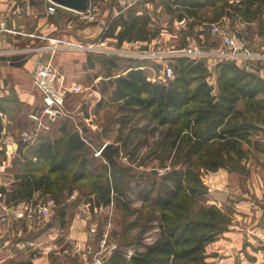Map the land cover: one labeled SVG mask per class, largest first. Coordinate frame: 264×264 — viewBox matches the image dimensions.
<instances>
[{"label": "trees", "instance_id": "1", "mask_svg": "<svg viewBox=\"0 0 264 264\" xmlns=\"http://www.w3.org/2000/svg\"><path fill=\"white\" fill-rule=\"evenodd\" d=\"M161 4L172 20H187L189 29L209 27L227 17L240 20L246 31L254 27V34L264 35V0H161ZM139 5L112 17L102 38H114L118 46L155 38L152 17L141 13ZM240 36L249 41L244 30ZM125 60L128 65L121 67L125 73L111 81L114 92L125 106H138L151 121L167 128L159 166L168 170L159 177L152 172L157 178L150 180L153 204L159 209V238L128 258L117 250L106 264H211L206 262L205 246L223 234L229 217L214 204H198L208 194L202 176L221 168L249 174L246 162L264 150L255 138L264 132V78L234 61L222 60L215 66V88L208 81L210 72L204 61L180 57L171 63L174 78L158 83L146 73L150 62ZM60 131L59 137L44 138L35 146L34 159L25 158L21 179L5 192L8 206L29 200L37 192L62 203L65 195L91 176L87 188L95 193L97 203L111 201V174L121 167L101 164L92 168L85 137L67 121ZM64 206L59 207L60 219L66 213Z\"/></svg>", "mask_w": 264, "mask_h": 264}, {"label": "rangeland", "instance_id": "2", "mask_svg": "<svg viewBox=\"0 0 264 264\" xmlns=\"http://www.w3.org/2000/svg\"><path fill=\"white\" fill-rule=\"evenodd\" d=\"M26 2H29V5L36 8L38 14H41L42 17L54 18L53 16H46L44 14V3L42 1L26 0ZM98 4V11L96 14H99V8L102 6L100 17L106 18L107 23L108 20L118 16L120 13L117 12L118 9L113 0H100ZM137 4H140L138 10H142V12L140 11L141 13H147L152 17L153 25L150 28L152 30L156 29L157 31L158 35L150 42L135 41L127 42V45L122 43L118 46L116 39L114 41L106 38L101 40L103 32L99 36V39H94V37L90 38V35L80 39L85 42L95 40L94 43L98 44L104 42L105 44L99 47L103 50H108L105 52H96L91 49L63 52L62 50H69V48L66 47L68 43L66 41L64 43L57 42L60 50L56 55L57 61L55 65L57 67L55 68L57 72L65 76L68 81H75V84H80L82 91L79 93H68L63 104L58 106L59 108H56L55 114H62L63 112L65 119H62L67 121L69 125H72L71 128L73 130L76 129L85 137L84 140L91 148L90 158L93 162L92 168L101 164L109 165V168H112V166L121 168L119 172L113 175L111 174L114 188L111 190V201L108 204L102 202L97 203L95 193H92L87 188L89 182L92 180L91 176L87 181L77 184L78 186L76 185L70 194L68 193L67 196L65 195V200H63L62 203H65L64 207L66 213L61 219L59 216V207L62 206V203L58 204L49 194H41L40 192L35 193L29 200H23L16 205H12V208L14 211L16 207L24 205L26 208L29 205L36 206L52 200L54 206L52 208L50 206V213H48L47 216H33L31 219H17L13 217V211L11 213L9 212L11 207L5 209V212L0 215V221L6 224V226L17 224L20 225V227L26 226L31 229L34 227L35 230L43 226L40 231L44 232L46 229H49L47 233L53 231L51 242L55 247H52L53 249L49 252V258H47L48 264H61L63 262L65 264H82L81 259L74 257L71 253V245L64 239L76 215L84 219L85 224L82 229L88 236V240H86V245L84 246L85 248L80 251V254L85 255L86 261L83 264H93L96 260L100 261V264H106L109 257L117 250L123 252L128 258L135 251H144L148 244L159 238V209L156 211L155 205L153 204L152 198L155 194L151 192L150 180L153 179L152 177L157 178V173L159 177L168 170L159 166V156L163 154L167 128L151 121L147 114L138 106H125L123 100L114 92V86L111 81L115 76L125 73L124 71H120L123 69L121 67L128 65L125 58L133 59V57L121 56L116 52H110V50L129 51V53L138 52V55L140 54L139 52L144 50L147 55L156 53L158 50H162L165 53L172 50L180 51L188 48H195L202 51L207 49L216 50L221 47V39L216 38V40H212L208 34L209 27H205L204 24L189 29L188 21L186 20L182 21V25H177L176 21L172 20L171 16L164 11L161 0H144ZM59 15L61 16L60 18H71V16H67V13H65L63 9L59 11ZM76 20L77 19L73 22ZM218 22H221V25L226 29L232 28V26L238 24L241 28L240 32L244 30V34L249 40L247 43L254 51H257L258 47L264 43L263 40L257 37L259 36L258 34H254V27L246 31V26L238 19L225 17ZM73 25H70L72 27H67V31H64V27L61 29L57 28V32L54 36H60L58 33L61 32H72ZM80 25H84L85 28L87 22L80 23L77 28ZM74 33H77L76 29ZM260 36L264 37V35ZM42 42V45H44L48 40L43 39ZM40 45L38 41L32 44V46ZM84 45L89 46V44ZM151 58L152 57H147L146 59L138 58V60L150 62L152 66L146 69L147 75L153 81L155 79L158 83H164V81L159 82L161 70L158 67V62H154V59ZM175 59H172L171 63H173ZM216 64L209 63L208 67L210 72L208 81L215 88ZM64 81L66 85H68V81L66 82L65 79ZM55 107L56 106H54V110ZM46 115L51 119L54 118L51 116L52 114ZM67 115L70 117L67 118ZM58 122L59 119L50 126L49 132L52 137L44 136L41 138L42 140L44 138H56L55 134L58 132ZM48 129L46 128V130ZM43 130L45 129L43 128ZM37 136H40L38 132L37 135H34L33 132H25L22 134L21 139L23 141L33 142L34 138L35 140L38 138ZM255 138L260 140L264 146V132L259 131L255 135ZM105 142L111 143L115 148L114 163L107 161L100 153V149ZM263 155L264 150L256 152L254 158L252 157L246 162L249 168V174L240 175V185L249 183V185L252 186L253 180L255 179L253 172H255L257 167L259 170H264ZM152 172H155L156 175ZM211 173L213 172H205L202 176L203 182L208 188V194L204 198H201L198 204L201 206L214 204L227 214L229 221L225 231L221 234L222 236L230 231L231 228L236 230L239 228L237 225L239 221H237L236 218V207L234 205V203L237 202L234 200L239 198H227L224 201V198H222L223 195H219L221 193L220 190H226L230 185L222 187V185L217 184V188H214L212 185L214 183L210 182ZM211 192L217 193L219 197L212 198L215 195L209 194ZM35 196H38V198H35ZM251 197L253 200V196ZM256 208L258 209L257 206ZM62 219L63 221H61ZM61 222H63V226H61ZM45 226H47V228H45ZM243 238L245 239L244 242H249L248 240H250V238L247 239L246 236ZM216 254H222V256L226 255L221 250ZM227 254L229 253L227 252ZM43 261L47 263L45 259H43ZM206 262L215 264L213 260L207 259Z\"/></svg>", "mask_w": 264, "mask_h": 264}, {"label": "crops", "instance_id": "3", "mask_svg": "<svg viewBox=\"0 0 264 264\" xmlns=\"http://www.w3.org/2000/svg\"><path fill=\"white\" fill-rule=\"evenodd\" d=\"M101 8L102 6H100L99 14L95 15L93 22H88L85 28L84 25L77 28L83 21H80L78 15L72 10H64L71 18H59L58 14L54 15V18H45L41 14L39 15L36 8L29 5L26 0H0V21L5 22L7 28L6 31L0 33V191L5 189L4 192H0V215L8 207H11L10 213L13 211L12 205L8 206L5 202V192H8L11 186L21 179L25 158L34 159L35 146L44 136L52 137L49 132L50 126L57 119H59V124L55 137H59L62 122L65 121L62 119L65 117L63 112L62 114L53 112L51 115L54 117L53 119L43 113L42 97L32 84V72L38 63L50 62L57 67L55 65L56 55L60 51L57 42L64 43L66 41L68 44L84 45L92 44L95 40L85 42L80 38L90 35V38L99 39L108 24L106 18L100 17ZM75 19L77 20L73 22ZM176 23L182 25V21H176ZM70 25L74 26L72 32H61L58 33L60 36H54L57 28L64 27V31H67L66 28ZM75 29L77 30L76 34L74 33ZM257 37L264 41V37ZM105 38L115 40L114 38ZM43 39L48 40L44 45H42ZM102 39L104 38L101 37ZM37 41L41 46H44L42 50L24 51L28 47H36L32 44ZM123 44L127 45L128 43L124 42ZM74 50L79 51L80 48L73 47L62 51ZM257 52L264 54V43L258 47ZM61 76L66 82L68 81L65 76ZM261 76L264 78V74ZM74 82L68 81L67 84ZM67 116V118L70 117ZM46 128L49 129L46 130ZM25 132H33L34 135H37L38 132L40 136H37L36 140L34 138L35 142L34 140L33 142L23 141L21 136ZM262 157L264 158V155ZM253 173L255 179L252 186L249 183L243 184L244 186L240 185V175L225 169L211 173L210 182L214 183L212 184L214 188H217V184L222 187L230 185L226 190L219 192V195H223L224 201L227 198H239L234 200L237 201L234 205L237 212L236 218L239 221V224L237 223L238 230L231 228L230 231L205 246L208 254L207 259L213 260L215 264H264V219L261 218L260 207L264 203V170H259L257 167ZM209 194L215 195L212 198L219 197L217 193ZM251 196H253V200ZM84 224V219L76 215L64 236L66 242L71 245V253L74 257L81 259L82 264L86 260L85 255L80 254V251L85 248L86 240H88L86 232L82 229ZM40 229L20 227L17 224L6 226L0 221V264H48L49 252L53 249L52 247H55L51 242L53 231L47 233L49 229L44 232ZM245 236L247 239L250 238L249 242H244L243 237ZM219 250L227 256L225 254V256L217 255Z\"/></svg>", "mask_w": 264, "mask_h": 264}, {"label": "built area", "instance_id": "4", "mask_svg": "<svg viewBox=\"0 0 264 264\" xmlns=\"http://www.w3.org/2000/svg\"><path fill=\"white\" fill-rule=\"evenodd\" d=\"M44 3V14L46 16H54L57 14L59 7L57 4L53 3L51 0H41ZM109 1V0H106ZM117 6V12H122L133 5L140 3L144 0H113ZM98 2L100 0H89L88 8L85 11H72L78 15L80 21L83 22H93L95 19L96 12L98 11ZM64 9V8H62ZM68 10V9H64ZM240 26H232V28H224L221 22L212 23L209 25L208 34L212 40L216 38L221 39V47L216 50H198V49H184L180 51L172 50L170 52H164L158 50L156 53L147 55L146 51L137 53H129V51H113L121 56L133 57V59H146L147 57H152L154 61L158 62V66L161 70L160 80L168 82L174 78V70L171 64V60L178 57H188L194 60H202L205 62L207 68L209 63L216 64L222 60L234 61L240 67H244L249 71L257 72L260 75L264 74V54H260L257 51L251 49L247 41L240 36ZM6 24L0 21V33L6 31ZM102 42V41H100ZM105 43H92L89 46L85 45H74L68 44L67 48H80L86 50H93L96 52L108 51L103 50L99 46ZM44 46L28 47L25 52H34L42 50ZM32 84L34 88L40 92L42 101L44 104V114H53L58 106H61L68 93H79L82 91L80 84L69 83L66 85L63 77L57 72L55 66L50 62L38 63L32 72ZM68 96V95H67ZM54 106L55 110H54ZM26 135V134H25ZM24 135V136H25ZM54 202L50 200L49 202L38 204L36 206L29 205L28 207H16L13 211V217L17 219L32 218L33 216H47L50 213L51 208L54 206ZM4 220V217H3ZM101 262L96 260L93 264H100Z\"/></svg>", "mask_w": 264, "mask_h": 264}, {"label": "water", "instance_id": "5", "mask_svg": "<svg viewBox=\"0 0 264 264\" xmlns=\"http://www.w3.org/2000/svg\"><path fill=\"white\" fill-rule=\"evenodd\" d=\"M53 3L57 4L59 7L72 10V11H85L88 8L89 0H51ZM115 148L111 143H106L100 149V153L107 159V161L114 163ZM5 189H1L0 192H4ZM262 215L261 218L264 219V203L261 204Z\"/></svg>", "mask_w": 264, "mask_h": 264}]
</instances>
